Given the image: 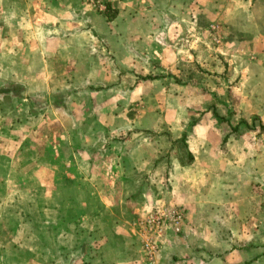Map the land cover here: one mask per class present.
Instances as JSON below:
<instances>
[{"label": "crops", "instance_id": "crops-1", "mask_svg": "<svg viewBox=\"0 0 264 264\" xmlns=\"http://www.w3.org/2000/svg\"><path fill=\"white\" fill-rule=\"evenodd\" d=\"M100 1L0 0V264H264V0Z\"/></svg>", "mask_w": 264, "mask_h": 264}, {"label": "built area", "instance_id": "built-area-1", "mask_svg": "<svg viewBox=\"0 0 264 264\" xmlns=\"http://www.w3.org/2000/svg\"><path fill=\"white\" fill-rule=\"evenodd\" d=\"M91 4L97 6L96 0ZM104 11L102 7L98 8ZM212 31H216L213 27ZM185 213L179 208H162L147 214L139 223L138 236L141 241V251L144 264H156L162 245V238L168 225H179L184 220Z\"/></svg>", "mask_w": 264, "mask_h": 264}, {"label": "rangeland", "instance_id": "rangeland-1", "mask_svg": "<svg viewBox=\"0 0 264 264\" xmlns=\"http://www.w3.org/2000/svg\"><path fill=\"white\" fill-rule=\"evenodd\" d=\"M96 2L98 3V5L97 6L95 5L93 7L96 8L97 12L102 13V14H105V12H106V6H105V4H103L100 0H96ZM100 7H102L104 9L103 12L102 11L100 12V10L98 9ZM109 14H110V12H109ZM205 24H200L199 27H196L197 33H198L197 40H198V43L204 49H206V48H211L212 49V45L213 44H217L216 42H219L221 40V38H220L221 26L218 23H213L214 25L213 24H210L209 26L206 27ZM213 27L216 28V31H212L213 30L212 29ZM213 33H216L217 35L214 36ZM204 36H206V37H204ZM203 58H204V56L202 54L198 53V59L197 60H198L199 64H202ZM186 60H187V58H186ZM200 73L202 75L205 72L203 70H201ZM201 81H202V78H200V79L197 80V82H198V85L197 86L200 88L202 95H205V93H207V90L205 89V86H204L205 83H204V81L203 82H201ZM166 86L169 87V84H166ZM0 92H2L1 89H0ZM216 103H218V102L215 101L214 103H212L213 104L212 107H214ZM203 104H204V100L202 99L201 101H199V108L200 107H204ZM209 104L211 105V101L209 102ZM194 105H195V103H194ZM10 107H11V102L10 101H7V100L6 101H0V113H2V111H4V110H8ZM1 119L2 118H0V124L2 123L1 122ZM180 153L183 154V151H180ZM142 263L144 264L143 255H142ZM156 264H158V262Z\"/></svg>", "mask_w": 264, "mask_h": 264}, {"label": "trees", "instance_id": "trees-1", "mask_svg": "<svg viewBox=\"0 0 264 264\" xmlns=\"http://www.w3.org/2000/svg\"><path fill=\"white\" fill-rule=\"evenodd\" d=\"M106 6V12L105 15L109 18V12L111 10V7L109 4H105ZM150 79V78H149ZM185 138L182 137L176 144L178 146L179 151H183V155L186 156L187 159H190V155L188 152H186L185 144H184Z\"/></svg>", "mask_w": 264, "mask_h": 264}]
</instances>
